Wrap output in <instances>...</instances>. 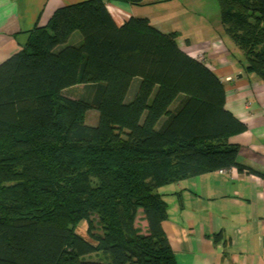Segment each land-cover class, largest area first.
Here are the masks:
<instances>
[{
	"label": "trees",
	"instance_id": "16d2710c",
	"mask_svg": "<svg viewBox=\"0 0 264 264\" xmlns=\"http://www.w3.org/2000/svg\"><path fill=\"white\" fill-rule=\"evenodd\" d=\"M108 2L143 0L61 7L0 64V264H176L159 189L238 167L221 81L178 33L116 26ZM215 2L264 84V0Z\"/></svg>",
	"mask_w": 264,
	"mask_h": 264
},
{
	"label": "crops",
	"instance_id": "0c3cea01",
	"mask_svg": "<svg viewBox=\"0 0 264 264\" xmlns=\"http://www.w3.org/2000/svg\"><path fill=\"white\" fill-rule=\"evenodd\" d=\"M83 1L0 0V64L19 53L30 32L45 27L57 9ZM144 1L165 6L167 13L176 16L170 0ZM105 8L118 27L130 18H147L163 33L176 32L164 30L158 23L164 19L158 15L161 11L152 10V17L144 8L116 2L106 3ZM216 36L214 42L203 38L178 44L183 53L204 63L221 81L224 108L244 125L230 139L238 148V167H230V173L214 171L166 186L171 192L164 193L167 219L162 230L176 264H264V84L245 72L242 55L232 60V46L228 50L221 36ZM75 87L78 91L70 93ZM81 90V85H75L61 94L76 100ZM171 195L175 198L169 204L166 197Z\"/></svg>",
	"mask_w": 264,
	"mask_h": 264
},
{
	"label": "rangeland",
	"instance_id": "374dc122",
	"mask_svg": "<svg viewBox=\"0 0 264 264\" xmlns=\"http://www.w3.org/2000/svg\"><path fill=\"white\" fill-rule=\"evenodd\" d=\"M170 1H172L173 3L171 7L175 8L174 13L176 14V16H174L172 13H167L169 11V8L165 6H151L152 4H150V2H145L144 0L143 3L141 2L131 5L146 9L145 14H150L149 16L152 17H154L153 11H161L158 12V15L160 17H163L164 19L158 20V23L161 24L164 30L176 31L178 33V40L180 41V44H184L185 39L192 40L191 42H196L198 40H203V38H206L207 40L214 42L218 40L216 33L219 34L228 50H230V47L232 46L231 59L236 61L238 60V57L241 54L239 50L233 46L230 37L226 35L222 29L219 6L216 4L215 0ZM149 6L155 8H149ZM213 49H215L214 46ZM127 83L129 86L132 83L131 79L124 80L122 86H124L125 84L127 85ZM78 89L79 87L72 88V90H70V93L76 92L78 91ZM166 188L167 187L164 186L160 188L159 191L162 194H164L165 192H171V190L168 191V189ZM175 189L178 190L177 186H173L174 191ZM166 198L168 199L169 204H172V200H174L175 196L171 195ZM76 233L77 235L84 237L89 241L86 235V224L79 226L76 230Z\"/></svg>",
	"mask_w": 264,
	"mask_h": 264
},
{
	"label": "built area",
	"instance_id": "2783aa9c",
	"mask_svg": "<svg viewBox=\"0 0 264 264\" xmlns=\"http://www.w3.org/2000/svg\"><path fill=\"white\" fill-rule=\"evenodd\" d=\"M215 49H219V47H215ZM218 173H230L231 172V168H227V169H220L217 171Z\"/></svg>",
	"mask_w": 264,
	"mask_h": 264
}]
</instances>
